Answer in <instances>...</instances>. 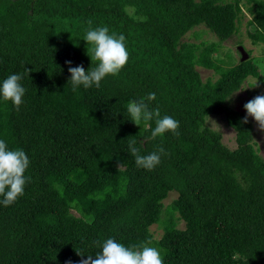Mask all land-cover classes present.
<instances>
[{"label": "trees", "instance_id": "obj_1", "mask_svg": "<svg viewBox=\"0 0 264 264\" xmlns=\"http://www.w3.org/2000/svg\"><path fill=\"white\" fill-rule=\"evenodd\" d=\"M244 5L246 37L264 44V0H0V84L21 74L26 90L19 108L0 96V139L30 160L24 195L0 203V264H79L108 238L155 247L163 264H264V160L251 118L228 105L257 66L217 58L215 42L182 40L200 25L229 39ZM103 26L125 36L128 62L99 88L73 92L68 68L97 66L83 38ZM153 92L149 109L178 120V135L153 139L155 118L131 120L129 102ZM209 115L233 130L234 147ZM133 140L141 155L161 146L166 155L138 167Z\"/></svg>", "mask_w": 264, "mask_h": 264}, {"label": "clouds", "instance_id": "obj_2", "mask_svg": "<svg viewBox=\"0 0 264 264\" xmlns=\"http://www.w3.org/2000/svg\"><path fill=\"white\" fill-rule=\"evenodd\" d=\"M88 23L91 26L92 22L89 21ZM83 39L88 45H91V48L87 49V53H91L89 56L92 62L97 61L98 64L95 68H89L87 71L82 65L68 68L71 74L69 80L73 92H76L80 86H83L84 89L93 86L99 88L101 81L107 75L119 74L129 59L125 36L123 34L119 36L115 33L109 34L107 26L94 29L90 27ZM66 63L70 65L71 61H66ZM29 71L30 69L26 70L27 74ZM22 78L21 74H11L0 84V96L3 97L4 101H11L17 108L24 102L23 97L26 91L20 83ZM252 86H258L257 80ZM155 99L156 94L153 92L149 93L146 99L130 101L127 111L131 120L140 125L141 121L149 122L155 118L156 126L151 131L153 139L169 131L178 135L180 127L178 120L169 115L161 117L158 108L149 109V104L146 101ZM243 107L246 110V116L241 122L247 123L248 117H252L259 129L264 131V95H257L246 102ZM135 144V140L129 143V151L134 156L136 165L146 170H153L161 162V154L166 155L162 146L150 154L141 155ZM29 164L30 160L25 151L22 149L10 150L7 142L0 139V197H3L0 203L4 206L12 205L24 195L25 185L30 179L25 176ZM96 244L102 251L96 253L95 259L88 255L87 259H81L79 264H163L160 251L155 247L147 246V244L126 247L114 238H108L102 243L97 241ZM78 254L83 256L79 252Z\"/></svg>", "mask_w": 264, "mask_h": 264}, {"label": "rangeland", "instance_id": "obj_3", "mask_svg": "<svg viewBox=\"0 0 264 264\" xmlns=\"http://www.w3.org/2000/svg\"><path fill=\"white\" fill-rule=\"evenodd\" d=\"M245 5L242 6L241 9V20L239 30L236 34L231 36L229 39L223 42H217L216 38L213 37L210 33L205 31L203 26L194 27L191 31L187 32L183 37V41L199 43L203 42H215L217 45V50L214 54L217 58L222 59L223 61L229 60L230 63H236L239 60V53L237 52V46H242L244 50H248L247 57H251L253 63L257 66L259 77L252 78L247 77L239 89L232 95L231 99L228 101V105L238 111L246 113L243 105L249 100L253 99L257 95H264V44L255 43L252 44L245 35V22L250 18L251 14L246 11ZM194 32L196 34H194ZM198 72L202 79L206 77L213 78L211 70H206L203 68L197 67ZM257 80L258 86L253 87L252 85ZM247 87V88H245ZM244 88V89H242ZM209 115L207 123L210 127L217 129L220 132V140L221 142L227 146L228 148L234 147V132L231 128L225 125L221 118H212ZM252 127H253V135L252 142L255 151L263 158L264 160V131H261L258 127L256 121L252 118ZM175 197L174 192H169L167 197L163 200V204H167L172 198ZM178 227H182V223H178ZM150 231L153 234V237L158 238L161 234V229L156 224H152L149 227Z\"/></svg>", "mask_w": 264, "mask_h": 264}, {"label": "water", "instance_id": "obj_4", "mask_svg": "<svg viewBox=\"0 0 264 264\" xmlns=\"http://www.w3.org/2000/svg\"><path fill=\"white\" fill-rule=\"evenodd\" d=\"M237 50L240 54L239 61H243L247 58V54L244 52L243 48L241 46H237Z\"/></svg>", "mask_w": 264, "mask_h": 264}]
</instances>
